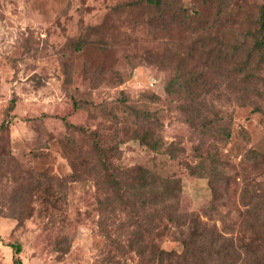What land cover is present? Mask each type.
Instances as JSON below:
<instances>
[{
  "label": "rangeland",
  "instance_id": "rangeland-1",
  "mask_svg": "<svg viewBox=\"0 0 264 264\" xmlns=\"http://www.w3.org/2000/svg\"><path fill=\"white\" fill-rule=\"evenodd\" d=\"M133 1L0 0V125L8 124L0 129V264H14L13 243L22 246L23 264H141L135 252L119 254L100 227L95 135L118 146L115 164L179 178L182 212L235 241L258 238L253 245L264 257V227L252 226L248 205L264 195L260 55L234 73L252 49L249 32L259 27L263 0H169L166 28L145 23L142 7L126 6ZM89 26L100 32L82 49L69 48ZM176 68L185 83L202 75L198 89L168 95ZM204 100L224 121L204 127L214 119L197 111ZM143 112L153 121L138 119ZM223 125L231 128L228 140L215 132ZM152 134L183 151L172 157L150 149L142 138ZM197 147L204 157L220 155L226 179L216 189L189 170L201 160ZM251 152L259 156L250 160ZM28 173L51 181L27 188L19 211L10 200ZM146 242L183 251L170 238L147 235Z\"/></svg>",
  "mask_w": 264,
  "mask_h": 264
},
{
  "label": "trees",
  "instance_id": "trees-1",
  "mask_svg": "<svg viewBox=\"0 0 264 264\" xmlns=\"http://www.w3.org/2000/svg\"><path fill=\"white\" fill-rule=\"evenodd\" d=\"M126 6L137 9L142 7L145 10L142 18L148 25L166 28L169 23L167 18L170 9L169 0H137ZM257 24L259 27L249 32L254 43L248 59L237 62L234 70L236 74H242L251 67L250 57L254 53L260 55L256 69L264 64V0ZM98 32L100 26H89L78 38L68 43V47L80 50L90 43L92 35ZM176 47V43L170 42L168 51H175ZM229 58H233V55ZM183 75L181 69L176 68L174 76L166 85L168 95L183 94L189 88L198 89L197 83L202 75L193 80L189 79L186 83ZM197 89L195 93H198ZM192 107L191 104V110ZM201 108L214 115V119L209 120L208 123L206 121L204 127L209 123L218 124L224 121V115L216 111L213 106H209L205 100L199 103L197 111L200 112ZM143 113V115L136 114L137 118L143 117L142 119L147 122L153 121L152 114ZM0 129H8V124L4 122L0 125ZM215 132L220 140H228L232 134L231 128L224 125L218 126ZM97 136L95 135L94 143L97 159L92 169L96 175L100 196L99 223L110 245L119 254L135 252L141 264H239L242 260L245 261L244 264H264V257L257 254L253 245L258 238L252 237L250 242L235 241L224 236L216 225L201 221L194 213L182 212L180 195L183 186L179 178L163 177L143 166L125 168L115 164L114 159H120L118 146H105ZM142 139L150 149L157 151L164 148V153L172 157H178L183 151L176 143H164L157 134L145 135ZM196 153L201 160L197 165L189 166V170L200 177L208 178L212 188L216 189L226 179V173L220 168V155L214 153L204 157L200 154L199 147L196 148ZM258 156L256 152L249 153L250 160ZM40 176L41 178L36 179L28 173L27 177L23 176L20 179L23 182L18 183L13 191L11 208L21 211L27 188L30 190L41 188L45 183L42 177L48 182L51 181L45 174ZM248 205L253 210L250 214L252 226L264 227V195L250 198ZM209 210L217 211L215 202L211 203ZM112 228H115V232ZM147 235H153L159 240L170 238L181 243L183 251L179 253L176 250H165L158 245H149L146 242ZM10 246L14 250V264H23L20 257L22 246L19 243ZM244 255L245 259H243Z\"/></svg>",
  "mask_w": 264,
  "mask_h": 264
}]
</instances>
